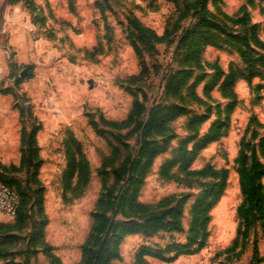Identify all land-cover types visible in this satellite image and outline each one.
<instances>
[{
	"label": "rangeland",
	"instance_id": "1",
	"mask_svg": "<svg viewBox=\"0 0 264 264\" xmlns=\"http://www.w3.org/2000/svg\"><path fill=\"white\" fill-rule=\"evenodd\" d=\"M194 2L178 0L177 8L173 0H0V178L14 183L27 209L19 219L0 214V264H51L52 256L60 264H82L93 215L107 208L101 199L113 184L111 168L129 153L134 159L140 149V132L129 134L134 122L111 124L128 121L135 99L129 89L143 104V123L155 105H178L188 114L169 125L174 138L153 160L141 188L127 191L124 181L114 194L124 185L123 192L136 191L138 200L151 206L169 196L190 198L184 206L183 233L122 237L119 258L112 263L140 264L142 247L157 250L185 242L198 184L167 182L161 168L180 156V143L189 134L188 119L210 109L200 133L219 118L225 122L224 136L201 150L190 169H226L228 179L210 210L207 241L193 254L171 261L147 256L143 264H264V220L258 219L245 239L238 234L243 221L237 208L244 198L235 164L252 115L263 125L260 136L264 134V68L256 64L252 78L236 80L231 97L220 91L232 69L246 67L244 53L264 57V0H203L198 16L186 9ZM203 18L233 37L199 28ZM200 29L208 33L196 57L191 45ZM187 30L190 34L180 45ZM252 30L256 39L246 48L238 37H250ZM164 32L163 43L153 39ZM140 36L148 40L142 42ZM133 41L148 68L138 82L130 81L142 71ZM217 72L214 88L205 96L203 88ZM29 132H35L40 162L36 168L21 164ZM115 146L119 157L103 168ZM72 160L79 170L68 186L64 174ZM180 164L174 169L184 177ZM123 212L122 205L114 221H124Z\"/></svg>",
	"mask_w": 264,
	"mask_h": 264
},
{
	"label": "trees",
	"instance_id": "2",
	"mask_svg": "<svg viewBox=\"0 0 264 264\" xmlns=\"http://www.w3.org/2000/svg\"><path fill=\"white\" fill-rule=\"evenodd\" d=\"M178 8V0H173ZM203 0H197L190 6L186 5V9L192 10L193 16L200 15L203 10ZM199 25L208 28V31H217L227 37L233 35L226 29L217 24H211L210 21L203 18ZM138 26V25H137ZM202 29V28H201ZM200 29V30H201ZM143 30V28H141ZM208 32L202 30L198 33L195 41L192 42L191 48L196 49L194 56L198 57L201 43L206 39ZM167 33L160 36L154 35L157 42L163 43L167 38ZM190 32L187 30L181 37L179 44H184ZM245 45L250 47V40L256 39L255 31L252 30L250 37H238ZM143 42L148 38H137ZM147 43V42H146ZM133 47L136 54L141 59L142 71L139 76L130 78L131 82L141 81L143 76L148 73L145 60L141 56V50L137 42L133 41ZM246 67L244 69L233 70L225 77L220 86V91L227 97L232 96V87L236 80L245 78L250 79L256 71V64H260L264 68V57L259 56L257 59L251 58L250 54L244 53ZM218 73V72H217ZM214 75L213 82L205 85L203 93L205 96L213 90L218 74ZM180 87V84H178ZM134 96L132 110L128 116L126 123L117 124L112 122L114 126H124L134 122L136 126L130 130L129 134L134 131L140 132L138 143L140 149L138 155L133 159L134 154H128L119 166H113L111 173L113 175V184L107 189L106 194L102 196L101 204H106V210H99L94 216L92 232L86 244L83 247V262L82 264H113L114 259L119 258L118 240L125 236L142 234L144 236H154L161 232L164 233H183V216L184 206L190 196L187 194L179 195L178 197L169 196L157 205H146L138 200L136 191L128 195L129 188L135 187L136 190L141 188L143 180L155 158L160 156L172 141L173 134L170 131L169 125L178 118L185 116L188 112L181 106L170 105L162 106L155 105L149 112L148 119L145 123L139 120L144 112L142 102L138 95L133 90L129 89ZM230 107V106H229ZM230 110V108H229ZM211 116V111L208 109L204 114L192 116L188 119V136L181 141L180 156L163 164L161 168L162 176L167 182L180 183L187 181L188 185L193 182L198 184V194L191 205L189 212L190 224L186 231L184 243H172L164 249L154 250L151 247H142L138 255L139 263L143 264L144 257H157L162 260L171 261L182 254H193L202 249L208 238V224L210 220V210L215 202L222 196L228 179V170H216L210 166L203 170L190 169L195 156L208 145L220 140L224 133L222 132L225 122L216 119L213 121L208 130L201 134L200 128L205 124ZM263 125L258 122L255 115L249 119L245 136L240 143L238 156L235 160L237 165V173L239 178V187L244 198L243 202L237 208V215L243 221L242 230L239 229L238 234L245 239L247 234L252 229V226L258 219L264 220V134L260 136L259 128ZM34 133L29 132L28 137L23 143V151L27 154L21 159V164L27 167L36 168L39 165L37 157L38 148L34 140ZM101 134V132H98ZM171 133V134H170ZM250 133L247 139L246 135ZM158 138H162L158 140ZM192 145L188 149V145ZM126 146L125 144H123ZM128 147V146H126ZM114 155L112 158H107L104 161L103 168L111 166L120 155V150L115 146L113 148ZM181 160V171L186 174L184 177H178L175 171V166ZM78 164L72 160L67 165L64 177L68 186L71 185L75 173L78 171ZM181 172V173H182ZM136 173V176L134 174ZM105 176L107 174L105 173ZM188 176H194L188 179ZM2 182L12 188L18 195L19 207L14 218H22L26 215L25 200L21 199L18 192L11 186L13 182H7L0 178ZM86 180V179H85ZM127 182V191L123 192L124 185L119 186V190L114 194V189L122 182ZM123 192V193H122ZM124 206L126 209L125 220L121 222L114 221L116 209ZM109 213V215H108ZM253 259L257 257V245L253 247ZM165 254H173V257H165ZM51 264H60L58 258L53 257Z\"/></svg>",
	"mask_w": 264,
	"mask_h": 264
},
{
	"label": "built area",
	"instance_id": "3",
	"mask_svg": "<svg viewBox=\"0 0 264 264\" xmlns=\"http://www.w3.org/2000/svg\"><path fill=\"white\" fill-rule=\"evenodd\" d=\"M19 207L17 193L0 180V214L14 218Z\"/></svg>",
	"mask_w": 264,
	"mask_h": 264
}]
</instances>
